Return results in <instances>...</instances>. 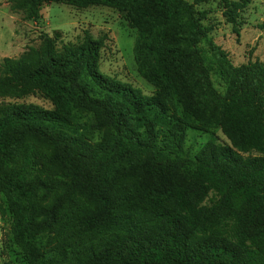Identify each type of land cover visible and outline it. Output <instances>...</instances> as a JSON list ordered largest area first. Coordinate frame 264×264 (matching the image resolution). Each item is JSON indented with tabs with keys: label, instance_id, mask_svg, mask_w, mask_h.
Listing matches in <instances>:
<instances>
[{
	"label": "trees",
	"instance_id": "16d2710c",
	"mask_svg": "<svg viewBox=\"0 0 264 264\" xmlns=\"http://www.w3.org/2000/svg\"><path fill=\"white\" fill-rule=\"evenodd\" d=\"M9 2L32 21L49 3L126 13L138 71L157 88L103 74L104 42L89 34L61 49L46 35L0 64V98L54 106L0 104V211L27 264H264V156L242 154H264V63L231 66L187 0ZM229 7L232 23L243 3ZM192 123L223 127L233 146L187 156Z\"/></svg>",
	"mask_w": 264,
	"mask_h": 264
},
{
	"label": "rangeland",
	"instance_id": "374dc122",
	"mask_svg": "<svg viewBox=\"0 0 264 264\" xmlns=\"http://www.w3.org/2000/svg\"><path fill=\"white\" fill-rule=\"evenodd\" d=\"M195 4L199 12L206 13L204 24L211 30L209 37L213 43L228 55L230 65L240 67L248 63H264V0H207ZM241 1L243 7L234 13L235 21L230 22L229 3ZM42 17L38 21L27 20L23 12L14 13L9 0H0V64L7 57L20 58L30 47L39 48L44 37L57 39V47L81 43L86 34L103 40L100 71L122 83L139 89L144 95L152 96L157 88L143 78L135 62L134 46L137 29L129 23L126 13L106 6H92L78 9L59 3L44 4ZM201 47L211 55L208 43ZM215 88L221 94L226 91L227 83L220 71L212 73ZM2 102L35 104L53 110L51 101L42 94L25 99H3ZM101 135H97L99 140ZM208 142L217 145L233 146L223 127L205 128L192 123L188 128L185 151L187 156L194 155ZM245 157H260L258 151L242 153ZM6 212L0 211V264H27L25 255L14 243L11 233L12 215L6 204ZM46 239L41 240L45 244Z\"/></svg>",
	"mask_w": 264,
	"mask_h": 264
}]
</instances>
